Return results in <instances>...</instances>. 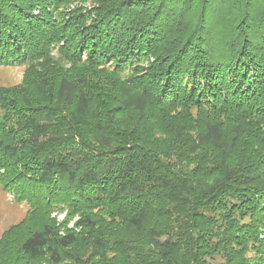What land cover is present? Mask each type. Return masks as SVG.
Listing matches in <instances>:
<instances>
[{
	"label": "trees",
	"instance_id": "trees-1",
	"mask_svg": "<svg viewBox=\"0 0 264 264\" xmlns=\"http://www.w3.org/2000/svg\"><path fill=\"white\" fill-rule=\"evenodd\" d=\"M74 1L0 0V264H264V0Z\"/></svg>",
	"mask_w": 264,
	"mask_h": 264
},
{
	"label": "rangeland",
	"instance_id": "rangeland-1",
	"mask_svg": "<svg viewBox=\"0 0 264 264\" xmlns=\"http://www.w3.org/2000/svg\"><path fill=\"white\" fill-rule=\"evenodd\" d=\"M92 5H93L92 0H85V1L78 0L76 2L74 1L73 3H71L68 6V9L66 10L69 11L74 9L75 7L89 8ZM72 71L73 69L70 68V66H66L64 73H66L71 77L74 76L72 74L73 73ZM23 73H24L23 65L15 64L10 66H0V88H12L15 87L16 85H19L22 81ZM191 115H193L194 118L197 115V111L192 110ZM239 119L240 118L239 117L236 118V116L229 117V119L225 120L222 125L223 130H225L226 133H229V131L233 133L240 125V123L245 124L244 121ZM175 131L178 132L180 135V132L178 131V124L175 128ZM255 136L261 137L262 134L256 133ZM194 164H195V160H192L190 167H193ZM27 209L28 207L25 203H19V204L16 203L14 201V197L12 196V194L5 192L0 184V236L3 233V231H5L9 226L18 223L24 217ZM51 218H53L57 224L66 221L67 227H72L73 223H75L78 219L77 216H72L70 219L66 220L64 213H52Z\"/></svg>",
	"mask_w": 264,
	"mask_h": 264
}]
</instances>
